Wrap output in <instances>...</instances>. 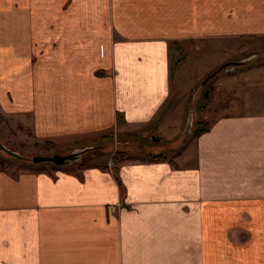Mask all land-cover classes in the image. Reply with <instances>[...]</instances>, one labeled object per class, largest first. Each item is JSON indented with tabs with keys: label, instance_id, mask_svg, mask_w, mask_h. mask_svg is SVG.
<instances>
[{
	"label": "crops",
	"instance_id": "1",
	"mask_svg": "<svg viewBox=\"0 0 264 264\" xmlns=\"http://www.w3.org/2000/svg\"><path fill=\"white\" fill-rule=\"evenodd\" d=\"M262 40L264 0H0V109L52 155L178 138L192 53L222 56L209 72ZM242 76L193 158L0 169V264H264V76Z\"/></svg>",
	"mask_w": 264,
	"mask_h": 264
},
{
	"label": "rangeland",
	"instance_id": "2",
	"mask_svg": "<svg viewBox=\"0 0 264 264\" xmlns=\"http://www.w3.org/2000/svg\"><path fill=\"white\" fill-rule=\"evenodd\" d=\"M243 45L245 47L243 50L239 49L236 52V56L233 55L231 59L216 66L209 72L208 68L222 58V56L214 53H201V51L192 53V60L189 63L190 66H188L191 68L187 69L183 80L181 77H178L179 84L183 82V90L192 86V108L195 110L192 117L190 134L186 138L184 130L186 128L188 110H186V118L179 137H175L172 126L164 134L165 138L173 139L172 141L164 139L151 126L134 130H122L119 133L106 134V136L110 137L108 141L104 143L101 141L96 142L94 145L97 147L101 146L103 148L102 151L88 152L84 157L90 155L98 162H107L109 156L114 152H123L127 155V159L125 160L140 162L148 160L149 155L163 154L167 159H171L184 150H190L192 151L193 158L196 137L192 133L195 124L198 121L211 124L217 116L231 112L232 109L238 111L235 106L236 102L241 103V101H245V95L242 94L241 85L246 81L251 82L255 80L250 77L249 79H245L242 75H248L251 71H256L260 77L264 76V40L254 43L246 42ZM253 56H257L251 64L254 66L243 70L237 68L232 72L222 70L215 78L202 86L205 77L220 68L223 64L238 62ZM219 85H222L223 88ZM206 90H209V96L205 100L204 106L201 107V101ZM24 117L6 115L0 109V144L23 158V160H17L0 151V169L8 170L9 172H18L22 166L30 167L32 157L52 155L44 147V143H39L34 140L31 129V117L26 116V119ZM71 152H67L61 156L68 155ZM44 167L50 169L51 164H44Z\"/></svg>",
	"mask_w": 264,
	"mask_h": 264
},
{
	"label": "water",
	"instance_id": "3",
	"mask_svg": "<svg viewBox=\"0 0 264 264\" xmlns=\"http://www.w3.org/2000/svg\"><path fill=\"white\" fill-rule=\"evenodd\" d=\"M256 58H257V56H253V57H250V58L238 61V62H230V63L223 64L220 68H218L217 70H215L214 72L209 74L207 77H205L204 81L202 82V86L206 85V83H208L210 80L215 78L216 75L220 73V71L225 70V72H232L233 70H235L237 68L243 67V66L248 65V64H252ZM208 96H209V90H206L204 95H203L202 101H201V105H200L201 107L204 106V102L208 98ZM194 110L195 109L192 108L188 112V117H187V121H186V128L184 130L185 138L190 134ZM91 149L92 148L77 149V150H74L70 154L65 155V156H61V155L34 156L31 158V163H33L35 165H39V164H43V163H49V164H52L56 167L69 166V165H72V164L78 162L81 159V156L85 152H87ZM0 151L3 152L4 154H6L7 156L12 157L14 159L23 160V158L19 154L10 151L9 149H7L5 146H3L1 144H0Z\"/></svg>",
	"mask_w": 264,
	"mask_h": 264
},
{
	"label": "trees",
	"instance_id": "4",
	"mask_svg": "<svg viewBox=\"0 0 264 264\" xmlns=\"http://www.w3.org/2000/svg\"><path fill=\"white\" fill-rule=\"evenodd\" d=\"M264 56V55H263ZM254 65H251V64H248V65H245L243 67H240L239 70H243V69H246V68H250ZM188 112V111H187ZM211 124L207 123V122H204V121H198L196 124H195V128L193 130V133L192 135L194 137H198L200 136L201 134H203L204 132H206L209 128H210ZM109 136H103L100 141L102 143L106 142L109 140ZM44 147L47 149V150H52L54 149V145L51 143V142H46L44 143ZM102 147H94L92 148L91 150L85 152L82 156H81V159L77 162V163H74L72 165H75V166H80V167H84L85 165H88L90 162H92L95 158L93 156H90L88 155L87 157H84L85 154H88V152H95V151H102ZM127 159V155L123 152H114L112 155H111V158L110 160L114 163L116 162H119L121 160H125ZM166 156L163 155V154H156V155H149L148 156V160L150 161H162V160H166ZM72 165H69V166H72ZM31 167H40V168H43L44 165L43 164H39V165H35L33 163L30 164ZM69 166H62V167H56L54 165L51 164V167L50 169L51 170H57V169H63V168H66V167H69Z\"/></svg>",
	"mask_w": 264,
	"mask_h": 264
}]
</instances>
